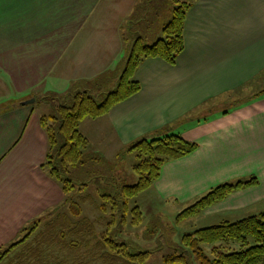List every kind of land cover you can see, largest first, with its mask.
Here are the masks:
<instances>
[{
  "label": "crops",
  "instance_id": "obj_1",
  "mask_svg": "<svg viewBox=\"0 0 264 264\" xmlns=\"http://www.w3.org/2000/svg\"><path fill=\"white\" fill-rule=\"evenodd\" d=\"M176 2L190 9L175 64L146 59L140 91L79 131L112 157L163 129L196 145L162 165L148 205L183 209L255 179L198 215L234 223L264 213V0H0V256L65 199L42 167L40 119L76 91L114 89L133 40L159 39Z\"/></svg>",
  "mask_w": 264,
  "mask_h": 264
},
{
  "label": "trees",
  "instance_id": "obj_2",
  "mask_svg": "<svg viewBox=\"0 0 264 264\" xmlns=\"http://www.w3.org/2000/svg\"><path fill=\"white\" fill-rule=\"evenodd\" d=\"M189 9L190 4L176 2L169 11V20L162 27V36L152 44H146L141 37L133 40L115 88L102 101L87 91H76L69 95V100L54 104L50 114L40 119L47 138L42 167L61 187L65 196L61 206L64 210L48 218L40 230L37 229L39 222L32 224L22 240L1 254L0 264H64L61 256L65 254L74 255V264H146L148 252L130 254L126 244L109 235L107 227L116 223L114 215L101 232L97 225L103 222L102 216L95 220L82 216V205L92 201L91 196L84 193L86 184L80 185L79 191L83 193L77 200L68 203L66 196L75 186L65 176L86 162L89 142L79 131L80 123L85 118L97 119L106 115L112 107L138 93L140 85L134 80V75L146 59L159 58L170 65L175 64L184 50L183 28ZM196 148L195 144L170 133L169 129L131 145L127 151L138 154V162L133 166L138 176L137 183L133 186L121 183L118 200L110 195L103 198L112 202L115 210L121 211L118 224L139 226L142 214L137 205L131 206V200L151 188L164 163L185 157ZM255 184V179H249L218 185L184 209L177 216V222L198 215L234 191ZM94 208L102 213L106 211L104 204ZM181 244L183 250L163 257L164 264H189L186 252H190L198 264H264V213L187 233ZM203 245L210 247L209 256L205 254Z\"/></svg>",
  "mask_w": 264,
  "mask_h": 264
},
{
  "label": "rangeland",
  "instance_id": "obj_3",
  "mask_svg": "<svg viewBox=\"0 0 264 264\" xmlns=\"http://www.w3.org/2000/svg\"><path fill=\"white\" fill-rule=\"evenodd\" d=\"M191 2L192 0H185ZM156 3V2H155ZM122 73V72H121ZM121 75V74H120ZM113 89H107L97 98L102 101L107 93ZM94 125L97 121L92 122ZM91 130H94L91 129ZM81 132V131H80ZM96 132V130H94ZM97 133V132H96ZM96 133H94L96 135ZM86 134V133H85ZM90 141V147L85 152L86 162L83 165L72 169L69 174L65 176V179H70L75 186L74 189L66 196L68 203L76 201L77 197L83 193L79 191V187L82 184H86L87 187L84 193H87L92 198V203H86L82 205V216H86L91 220H95L99 217H103L97 225L99 232L104 231L107 227L105 223L110 222L113 218L116 223H113L107 227L108 233L111 237L116 239L117 242L126 244L130 254H138L141 252H148L149 257L146 264H164L163 257L179 252L183 250L181 239L187 233H192L196 230L207 228L210 226L220 224V221L210 217H204L195 215L187 219H182L177 222V216L186 209H179L177 205L173 203L159 204L152 206L153 201H148L146 198L148 195H152L151 190H147L141 193L136 198L131 200V206L139 205L141 207L142 222L139 226H132L127 224L121 226L118 224L121 216V211L115 210L112 202L105 201L104 196L110 195L119 199V186L121 183H125L128 186H133L138 181V176L133 170V166L138 162L137 153L135 151H127L118 156L112 157L114 152L106 151L103 144L99 142V138L87 134ZM109 147V146H108ZM107 147V148H108ZM111 148V147H109ZM104 204L106 206L105 213L99 212L94 206ZM118 205L120 203H117ZM64 208L59 207L58 212L63 211ZM47 213H43L41 218L42 224L45 223L49 217H46ZM129 214V213H128ZM55 216V215H54ZM128 220L131 219V215H127ZM33 223L27 225V229L31 227ZM39 226L38 230L43 228V225ZM205 254L210 255V247L207 245L202 246ZM55 251V256H57ZM185 256L189 264H198L190 252H186ZM62 262L65 264H74L75 259L72 254H65L61 256ZM90 264H103L101 262H91Z\"/></svg>",
  "mask_w": 264,
  "mask_h": 264
},
{
  "label": "water",
  "instance_id": "obj_4",
  "mask_svg": "<svg viewBox=\"0 0 264 264\" xmlns=\"http://www.w3.org/2000/svg\"><path fill=\"white\" fill-rule=\"evenodd\" d=\"M33 102H34V100L32 99V100H30V101H26V102H24L23 104L27 105V104H29V103H33Z\"/></svg>",
  "mask_w": 264,
  "mask_h": 264
}]
</instances>
